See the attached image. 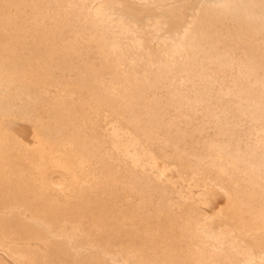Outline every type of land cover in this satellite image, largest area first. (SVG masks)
<instances>
[{"label": "rangeland", "instance_id": "obj_1", "mask_svg": "<svg viewBox=\"0 0 264 264\" xmlns=\"http://www.w3.org/2000/svg\"><path fill=\"white\" fill-rule=\"evenodd\" d=\"M0 264H264V0H0Z\"/></svg>", "mask_w": 264, "mask_h": 264}, {"label": "bare ground", "instance_id": "obj_2", "mask_svg": "<svg viewBox=\"0 0 264 264\" xmlns=\"http://www.w3.org/2000/svg\"><path fill=\"white\" fill-rule=\"evenodd\" d=\"M241 3V2H240ZM255 9V8H254ZM208 10V9H207ZM213 10V9H212ZM18 28V27H17ZM107 32V31H106ZM121 32V31H120ZM129 32V31H128ZM193 35V34H192ZM214 38V37H213ZM25 41V40H24ZM39 42V41H38ZM8 47H10V46H8ZM43 47V46H42ZM191 49V48H190ZM45 50V49H44ZM127 58V57H126ZM207 65V64H206ZM263 84V83H262ZM122 86V85H121ZM126 101V100H125ZM128 104V103H127ZM125 106V105H124ZM236 141V140H235ZM214 146V145H213ZM220 147V146H219ZM236 154V153H235ZM205 159V158H204ZM198 160V159H197ZM203 163V162H202ZM132 164V163H131ZM160 177V176H159ZM142 186V185H141ZM140 189V188H139ZM145 190V189H144ZM116 198V197H115ZM97 203V202H96ZM21 204V203H20ZM104 206V205H103ZM40 207V206H39ZM105 207V206H104ZM28 211V210H27ZM105 211V210H104ZM30 213H32V212H30ZM141 213V212H140ZM263 215V214H262ZM261 215V216H262ZM256 216V215H255ZM260 216V217H261ZM260 221V220H259ZM35 224V223H34ZM263 226V225H262ZM256 227V226H255ZM261 227V226H260ZM53 236V235H52ZM102 254V253H101Z\"/></svg>", "mask_w": 264, "mask_h": 264}]
</instances>
